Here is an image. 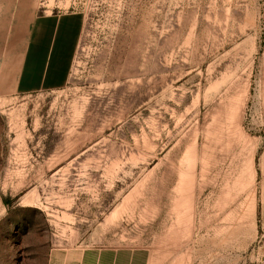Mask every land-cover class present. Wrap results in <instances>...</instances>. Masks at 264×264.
Segmentation results:
<instances>
[{"label": "rangeland", "instance_id": "1", "mask_svg": "<svg viewBox=\"0 0 264 264\" xmlns=\"http://www.w3.org/2000/svg\"><path fill=\"white\" fill-rule=\"evenodd\" d=\"M35 8L79 33L0 99V264H264V0Z\"/></svg>", "mask_w": 264, "mask_h": 264}, {"label": "crops", "instance_id": "2", "mask_svg": "<svg viewBox=\"0 0 264 264\" xmlns=\"http://www.w3.org/2000/svg\"><path fill=\"white\" fill-rule=\"evenodd\" d=\"M36 13L35 0H0V99L59 89L66 81L79 18Z\"/></svg>", "mask_w": 264, "mask_h": 264}]
</instances>
